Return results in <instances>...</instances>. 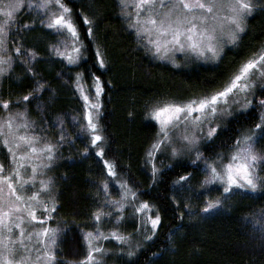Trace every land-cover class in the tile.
<instances>
[{
  "label": "trees",
  "instance_id": "obj_1",
  "mask_svg": "<svg viewBox=\"0 0 264 264\" xmlns=\"http://www.w3.org/2000/svg\"><path fill=\"white\" fill-rule=\"evenodd\" d=\"M64 2L78 31L80 61L68 65L49 54L45 48L48 37L33 24L32 9L24 7L10 31L8 53L15 58L14 48L20 47L21 52L32 50L36 55L34 59L31 53L24 55L26 63L17 60L0 85L3 99L20 101L32 93L26 104L29 117L38 125H47L52 142L64 129L65 143L50 168L57 205L48 224L63 229L57 241V264H80L87 255L83 233L95 231L92 214L104 201L101 183L110 179L105 160L114 165L118 179L137 192L138 200L154 206L153 215L158 211L160 222L154 234L148 233L151 239H146L145 230L128 218V210L117 224L113 217L102 218L104 234L115 230L128 238L127 243L113 237L103 242L108 251L104 264H264V187L254 194L241 191L230 195L218 187L205 197L200 195L203 165H193L194 158L170 162L165 156L158 157L155 178L147 163V152L158 133L149 117L152 106L158 101H186L222 88L239 65L264 45V0H252L255 11L246 21L244 34L234 48L224 51L216 65L178 59L176 66L155 60L137 42L121 17L119 0ZM85 17L90 23H85ZM101 58L103 67L98 62ZM77 74L86 93L91 92L94 75L103 83L99 117L103 155L89 146L86 133H82ZM37 81L43 83L42 91H35ZM257 97H262L261 87L255 90L247 111L234 114L212 140L201 144L199 149L205 156L226 154L236 137L254 128L260 112L255 106ZM10 107L23 110L24 103ZM4 114L0 110V115ZM256 147L264 150V140ZM0 162H8L3 152ZM189 172L192 188L177 192L174 181ZM206 198H221L222 207L202 213ZM139 240L141 246L135 247ZM129 251L133 254L128 255Z\"/></svg>",
  "mask_w": 264,
  "mask_h": 264
},
{
  "label": "snow or ice",
  "instance_id": "obj_2",
  "mask_svg": "<svg viewBox=\"0 0 264 264\" xmlns=\"http://www.w3.org/2000/svg\"><path fill=\"white\" fill-rule=\"evenodd\" d=\"M119 6L121 17L137 42L142 43L144 49L157 59H167L172 63H176V53L192 54L204 60L219 59L223 43L236 44L240 34L245 31L244 21L254 8L252 0H119ZM23 7L38 8L44 15L41 24L54 34H67L68 40L60 41L63 48L53 45L52 49L55 55L63 57L68 64H77L82 56L79 35L72 21L71 9L64 0H40L36 5H33L32 0L27 5L23 4V0H0V76L9 73L17 60L26 63L24 55L31 53L30 58H35V52H21L20 47L14 48L18 54L15 58L7 54L10 31L17 23L15 17ZM84 19L85 23H90L87 17ZM88 32L91 34V27ZM98 62L103 67L104 60L101 58ZM27 71L32 72V69L28 68ZM253 76L264 81V49L246 60L219 90L186 101L166 100L154 104L149 115L158 122L159 132L147 152L149 159L154 160L157 152L168 149L173 157L183 153L194 155L195 159L191 163L196 165L200 162L203 165L204 177L200 182L203 191L200 195L205 197L215 184L222 186L223 194L236 189L255 192L264 187V152L254 147L258 141L264 140V83L261 84L262 97H257L255 105L262 111L251 132L236 137L226 156L218 153L215 157H208L199 149L202 139L212 140L217 134L220 125L215 121L219 117L231 115L232 104H239L242 109L252 105L248 96L256 86ZM75 86L84 101L85 123L81 125L82 133L89 134L91 145L98 148L99 155H103V149L98 145L103 139L98 125L103 83L100 76L94 75L92 97L84 93L80 74H77ZM43 89V83L37 81L35 91ZM31 95L29 93L21 97L20 101L0 98V110L5 113L0 115V152L8 161L7 169L0 162V264H57V241L63 229L48 224L50 214L56 208V201L51 195L53 182L51 177L46 180L39 177L45 175V170L59 156V148L65 143V133L61 128L55 142H52L47 135V125H38L30 119L26 104ZM21 102L24 103L23 110L10 107ZM25 162L30 167V173L25 169L22 175L21 169L25 167ZM104 164L109 178L115 177L117 173L114 165L107 160ZM152 167L155 178L158 169L155 163ZM191 176L190 172L181 175L174 184L178 189L187 191L192 188L188 182ZM114 183L119 185V200L111 198L107 181L101 183L104 201L92 214L95 231L83 233L87 255L80 264H103L101 257L106 250L97 242L108 239V236L104 235L100 222L102 218L112 216L111 212L102 211L104 207L118 210L120 215L115 219L119 222L124 202L131 203L144 223L151 225L153 234L160 222L159 212L153 215L154 206L146 200H138L137 192L127 182L116 180ZM26 187L33 189L31 195L23 194ZM41 196L47 197V201ZM220 205L219 198H206L200 211L207 213ZM184 206L192 214L188 204ZM38 207L43 209V214L39 216ZM33 222H37L38 227ZM22 223L33 225V230L27 233V240L35 241L31 247L24 244L25 228L21 226ZM261 227L264 228V225ZM13 229L18 231L15 240L12 239ZM109 235L117 241L128 242L127 237L115 230ZM146 239H151V236ZM132 254L128 252V255Z\"/></svg>",
  "mask_w": 264,
  "mask_h": 264
},
{
  "label": "rangeland",
  "instance_id": "obj_3",
  "mask_svg": "<svg viewBox=\"0 0 264 264\" xmlns=\"http://www.w3.org/2000/svg\"><path fill=\"white\" fill-rule=\"evenodd\" d=\"M27 1H29V0H23V4L25 5V3L27 2ZM12 2H15V0H12ZM32 3H33V5H36V4H39L40 3V0H32ZM24 8V7H23ZM23 8H21V10L19 11V13L22 11V9ZM32 9V22H33V24L35 25V26H37L40 30H42L43 32H45V34L44 35H46L47 37H48V42H47V45H46V51L49 53V54H52V56H56V57H58L57 55H55V53H54V51H53V49H52V46L53 45H57V46H59L61 49L63 48V45L62 44H60V41H62V40H68V36H67V34H62V35H57V34H54L53 32H52V30L51 29H48L45 25H43V24H41V20H43L44 19V15L41 13V11L38 9V8H36V7H33V8H31ZM131 10V9H130ZM254 11H255V8H253V11H252V13L249 15V16H247L246 17V19H245V21H244V25H245V28H246V21L248 20V18L254 13ZM18 13V14H19ZM18 14L16 15V17L18 16ZM15 17V18H16ZM129 29V28H128ZM130 30V29H129ZM225 30H227V28L225 29ZM245 32V31H244ZM244 32L242 33V34H240V36H239V39H238V41L236 42V44L235 45H231V44H227V43H223V52H222V54L220 55V58L222 57V55H223V53H224V51L226 50V49H230V48H234L237 44H238V42H239V40H240V38H241V36L244 34ZM226 39V38H225ZM7 47H8V51H9V46L7 45ZM261 49H264V45L262 46V48ZM261 49L257 52V53H255V54H258L260 51H261ZM147 53L152 57V58H154L155 60H157V61H160V62H162V63H166V64H171V65H178V59H194V60H196V61H198V62H201V63H203V64H211V65H216L218 62H219V60H220V58L219 59H208V60H204V59H200V58H197L195 55H192V54H187V55H185V54H183V53H176L175 54V60H176V63H172V62H170L169 60H167V59H165V60H161V59H157L156 57H154L153 56V54L150 52V51H147ZM7 54H9V53H7ZM253 56V55H252ZM251 56V57H252ZM250 57V58H251ZM59 58H61L63 61H64V63H66V64H68L67 63V61L66 60H64V58L63 57H59ZM248 60V59H247ZM68 65H74V64H68ZM241 65H239V67H240ZM239 67L237 68V70L239 69ZM237 70L234 72V73H236L237 72ZM233 73V74H234ZM7 74H9V73H7ZM7 74H5V75H3V76H0V85H1V82H2V80H3V78L7 75ZM252 79H255L256 80V86H255V88L254 89H252V92L249 94V96H248V98L249 99H251V100H253V94L252 93H254L255 92V90H257L259 87H261V84L262 83H264V81H262V80H260V79H258V78H256L255 76H253L252 77ZM83 90H84V93H86V90L87 89H85L84 88V86H83ZM93 92H94V89H93V87L91 88V92H87L88 93V95L90 96V97H92V95H93ZM86 93V94H87ZM91 93V94H90ZM77 95H78V98H79V100H80V102H82V121H83V123L82 124H84L85 123V120H84V111H85V109H84V101H83V99H82V94H81V92L78 90L77 91ZM250 107V106H249ZM249 109V108H248ZM248 109H242V108H240V106H239V104H232V106H231V115H225V116H222V117H219L216 121H215V123H218L219 125H220V127L230 118V117H232L234 114H236V113H241V112H244V111H247ZM100 112H101V109L99 110ZM260 111H262L261 109H260ZM99 117H100V114H99ZM149 117H150V119L151 120H153L155 123H156V125H157V127H158V132H159V125H158V122L157 121H155L150 115H149ZM98 125H99V118H98ZM190 130V129H189ZM251 132V130L250 131H247V132H245V133H243V134H249ZM86 133V135H87V137H88V141H89V146L92 148V149H94L95 151H96V153L98 154V148L96 147V146H93V145H91V141H90V136H89V134L87 133V132H85ZM99 134L102 136V140L101 141H99L98 142V145H99V148H102V149H104V137H103V135H102V132H101V128H100V125H99ZM205 141H207V140H204V139H202L201 140V142H200V145H199V148H200V146H201V144L203 143V142H205ZM177 146L179 147V144H177ZM255 148H256V150L258 151V149H257V147H256V145L254 146ZM260 152H264V150H262V151H260ZM229 152H227L226 154H225V156L228 154ZM99 155V154H98ZM160 156H165L170 162H174V161H176V160H178V159H184V158H194L195 159V157H194V155H191V154H189V153H183V154H181V155H178V156H175V157H173L172 155H171V152H170V149H168V150H165V151H163V152H157L156 154H155V158H154V160H150L149 159V157L147 156V163H148V166L150 167V169H152L153 170V163H155V166H156V168H157V164H156V162H157V160H158V157H160ZM55 161H56V159H55ZM55 161L53 162V164H52V166L51 167H53L54 165H55ZM7 166H8V162H5V168L7 169ZM50 167V168H51ZM50 168L49 169H46L45 170V175H43V176H41V177H39L40 179H48V177H51L52 178V176H51V170H50ZM25 169H28V171H29V173H30V167H29V165L27 164V162H25V167L24 168H22L21 169V173H22V175L23 174H25ZM116 180H119L120 181V179H118V177H117V175L115 176V177H113V178H111V179H109V181H108V191H109V193L111 194V198L112 199H116V200H119L120 199V191H119V185L118 184H116V183H114V181H116ZM52 181H53V178H52ZM121 183H123L122 181H120ZM218 187H220V188H222V186L221 185H219V184H215V185H212L211 186V189H216V188H218ZM33 191V189H31V188H25V191H24V195H31V192ZM183 191V189H178L177 190V192H182ZM247 192V193H251V194H254V193H257L258 191H259V188L255 191V192H251V191H249V190H243V189H236V190H234L233 192H231V193H229V194H224V195H230V194H232V193H235V192ZM176 195H177V193H175ZM51 195L54 197V199H55V201H56V205H57V200H56V192H55V187H54V185H53V183H52V192H51ZM41 198L42 199H44L45 201H47V197H45V196H41ZM220 200H221V198H219ZM125 203V207H124V209H123V213H122V218H123V216H125L126 215V210H128V218L130 219V220H133V221H135L136 223H137V226L138 227H141V228H143V230H145L144 232L147 234V236H145V238L146 237H148V233L149 232H151L152 231V228H151V225L150 224H145L144 223V221H143V219L141 218V215L140 214H137L136 212H135V210H134V207L132 206V204L131 203H128V202H124ZM185 203H186V201H185ZM50 207H51V205H49ZM222 207V201H221V205L219 206V207H217L216 209H214V210H211V211H213V212H215V210H217V209H219V208H221ZM126 211V212H125ZM107 212H111L112 213V216L111 217H113V220H114V224H117V223H119L120 222V220H119V222H116V216L117 215H120V213H119V211L118 210H116V209H113V208H110V207H108V209H107ZM53 213V212H52ZM51 213V214H52ZM43 214V209H41V208H37V215L39 216V215H42ZM50 214V215H51ZM152 214H153V212H152ZM121 218V219H122ZM33 224L34 225H36L37 227H38V225H37V222H33ZM22 227H24L25 228V239H24V244L26 245V246H29V247H31V246H33V244L35 243V241H34V239H33V241L32 242H29L28 240H27V233L29 232V231H32L33 230V225H29V224H27V223H22V225H21ZM13 233H14V235L12 236V239L13 240H15V238H16V235H18V231L16 230V229H13ZM110 233H108V234H104L105 236H108V238L109 237H112L111 235H109ZM106 239H102V240H100V241H98L97 242V244H102L103 245V242L105 241ZM135 247H140L141 246V242H140V240L139 241H137V242H135ZM103 248H104V246H103ZM105 249V248H104ZM106 250V249H105ZM21 254H23V253H21ZM107 254H108V251L106 250L105 251V253L102 255V257H101V259H102V261H103V264L105 263V257L107 256ZM35 254L33 253V256H34Z\"/></svg>",
  "mask_w": 264,
  "mask_h": 264
}]
</instances>
